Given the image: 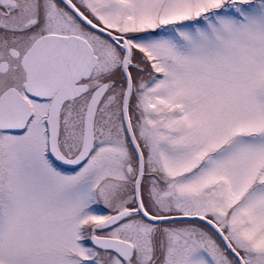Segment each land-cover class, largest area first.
Returning a JSON list of instances; mask_svg holds the SVG:
<instances>
[{"label": "snow or ice", "instance_id": "obj_1", "mask_svg": "<svg viewBox=\"0 0 264 264\" xmlns=\"http://www.w3.org/2000/svg\"><path fill=\"white\" fill-rule=\"evenodd\" d=\"M0 264H264V0H0Z\"/></svg>", "mask_w": 264, "mask_h": 264}]
</instances>
